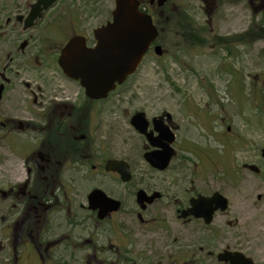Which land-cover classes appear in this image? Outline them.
<instances>
[{"label": "flooded vegetation", "instance_id": "flooded-vegetation-1", "mask_svg": "<svg viewBox=\"0 0 264 264\" xmlns=\"http://www.w3.org/2000/svg\"><path fill=\"white\" fill-rule=\"evenodd\" d=\"M58 1L34 19L30 15L36 0L25 3L18 14L0 18V42L10 44L0 65V172L8 180L0 184V254L5 253V264H75L78 255L85 264H136L129 242L136 233L130 229L143 230L145 236L155 234L157 243L160 232L167 231L171 242H177L182 234L175 230L190 225L210 229L216 216L224 213L217 209L211 223L205 224L203 218L190 214L196 200L218 193L227 200V209L229 200L203 186V175L189 180L179 174L188 160L178 159L179 130L166 114L152 118L170 128L160 130L161 135L149 120L147 134L159 146L152 147L136 130H125L133 133L131 148L124 142L115 156L99 154L106 146L99 143L95 148V133L109 135L111 130H93L92 118L134 74L108 98H88L80 82L64 74L59 58L73 37L83 38L86 48H95V29L78 32L73 15L63 20ZM170 1L137 0L139 10L151 17L157 31L141 64L152 52L156 55V47L163 55L164 27L179 28L181 16L174 17L177 8ZM244 1L233 4L239 13H247L238 26L229 28L235 17L233 22L219 17L221 3L204 9L198 21L182 19V29L174 33L187 46L204 50L215 70L228 71L244 63L252 70L255 47L264 61V0L257 1V7L253 0ZM255 14H260L259 20ZM77 85L83 91L80 100ZM161 145L173 149L165 170L151 166L145 158L162 151ZM176 161L179 173L164 175ZM110 162H117L120 172L110 169ZM155 208L158 213L151 215ZM194 259L187 248L170 263L194 264Z\"/></svg>", "mask_w": 264, "mask_h": 264}, {"label": "rangeland", "instance_id": "rangeland-1", "mask_svg": "<svg viewBox=\"0 0 264 264\" xmlns=\"http://www.w3.org/2000/svg\"><path fill=\"white\" fill-rule=\"evenodd\" d=\"M31 1L0 0V18L3 21L8 15L18 14ZM235 1L245 4L244 0L170 1V6L177 8L174 17L181 18L179 28L164 27L163 55L152 52L126 85L109 97L92 118L93 130H111L109 135L95 133V148L104 143L106 148L99 154L115 156L124 142L127 149L134 142L130 137L133 133L126 132L134 130L129 123L132 115L143 112L151 120L170 114L179 130L178 159L184 157L188 161L180 173L176 171L180 169L176 161L174 169L164 175L179 173L189 180L191 176L203 175L200 180L204 181L203 186L208 185L229 200V208L216 216L210 229L198 225L177 229L175 232L182 234L177 242H171L167 231L160 232L162 243H157L155 234L145 236L143 230L130 229L131 234L136 233L129 238L136 264H171V259L187 248L194 253V264H220L215 257L225 248L242 252L253 264H264V160L260 156L264 150L262 51L254 48L252 70L246 69V63L233 66V70H215L204 50L187 46L174 33L182 29V19L198 21L204 9L221 3L224 6L220 7L219 17L230 22L235 17L229 28L244 23L247 13H239L233 5ZM257 1L260 0H253L255 7ZM57 9L63 20L73 15L75 29L88 34L111 20L114 0H59ZM255 17L259 20L260 14ZM9 49V43L0 42V65L5 63ZM21 77L25 78L22 72ZM76 94L80 100L83 91L79 85ZM5 176L0 172V184L8 182ZM155 213L157 208L150 211L151 215ZM4 254H0V264H5ZM75 264H85L80 255Z\"/></svg>", "mask_w": 264, "mask_h": 264}, {"label": "water", "instance_id": "water-1", "mask_svg": "<svg viewBox=\"0 0 264 264\" xmlns=\"http://www.w3.org/2000/svg\"><path fill=\"white\" fill-rule=\"evenodd\" d=\"M55 1L36 0L30 18L34 19ZM138 8L137 0H114L112 20L94 30L97 40L95 48H86L84 39L80 37L71 38L63 48L59 64L67 77L80 82L88 98L106 99L117 85H122L128 76L135 73L150 45L155 41L157 31L151 17L141 13ZM155 54L162 55L160 47L155 48ZM167 118L171 119V115L167 114ZM159 124V119H152L153 129L159 130L160 135V130H170L168 126ZM130 125L138 133L145 135L152 147L159 146L150 139L151 134H147L149 122L144 113H135L130 119ZM170 139L172 142L171 137ZM160 147L162 151L146 154L145 158L151 166L165 170L172 158L173 149L169 146ZM262 157L264 159V151ZM109 167L120 172L117 162H110ZM209 203L213 204L212 208ZM227 207V200L216 193L210 199L196 200L190 214L196 218H203L205 224H210L214 211L220 209L225 212ZM217 260L225 264H253V261L242 252L226 249L218 253Z\"/></svg>", "mask_w": 264, "mask_h": 264}]
</instances>
